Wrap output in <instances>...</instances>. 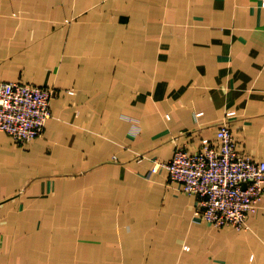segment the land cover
I'll use <instances>...</instances> for the list:
<instances>
[{
  "label": "crops",
  "instance_id": "crops-1",
  "mask_svg": "<svg viewBox=\"0 0 264 264\" xmlns=\"http://www.w3.org/2000/svg\"><path fill=\"white\" fill-rule=\"evenodd\" d=\"M263 4L0 0V84L58 91L42 136L0 130V264H264V198L215 227L152 171L230 111L264 160Z\"/></svg>",
  "mask_w": 264,
  "mask_h": 264
},
{
  "label": "built area",
  "instance_id": "built-area-1",
  "mask_svg": "<svg viewBox=\"0 0 264 264\" xmlns=\"http://www.w3.org/2000/svg\"><path fill=\"white\" fill-rule=\"evenodd\" d=\"M57 95L55 87L44 84L1 82L0 130L21 145L42 136ZM234 113L228 112L219 122L217 142L204 139L194 151L177 146L173 157L158 162L153 171L166 169L171 182L199 198L198 218L215 227L244 229L264 198V160L240 149L229 125Z\"/></svg>",
  "mask_w": 264,
  "mask_h": 264
},
{
  "label": "rangeland",
  "instance_id": "rangeland-1",
  "mask_svg": "<svg viewBox=\"0 0 264 264\" xmlns=\"http://www.w3.org/2000/svg\"><path fill=\"white\" fill-rule=\"evenodd\" d=\"M161 160H156V163H155V165L153 166V168L156 166V164L158 163V162H160ZM164 169V168H163ZM154 169H152V171H153ZM168 177H169V172H168ZM170 179V178H169ZM184 192V191H183Z\"/></svg>",
  "mask_w": 264,
  "mask_h": 264
}]
</instances>
